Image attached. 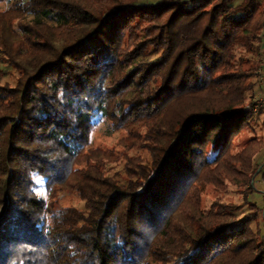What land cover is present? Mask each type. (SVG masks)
<instances>
[{
  "label": "trees",
  "instance_id": "16d2710c",
  "mask_svg": "<svg viewBox=\"0 0 264 264\" xmlns=\"http://www.w3.org/2000/svg\"><path fill=\"white\" fill-rule=\"evenodd\" d=\"M6 1L0 76L18 75L0 84V264H264L252 218L200 198L213 179L249 195L264 177L260 140L232 149L264 115L248 109L264 2ZM98 121L150 153L127 158L126 182L90 147ZM69 190L83 209L54 206Z\"/></svg>",
  "mask_w": 264,
  "mask_h": 264
},
{
  "label": "rangeland",
  "instance_id": "374dc122",
  "mask_svg": "<svg viewBox=\"0 0 264 264\" xmlns=\"http://www.w3.org/2000/svg\"><path fill=\"white\" fill-rule=\"evenodd\" d=\"M262 2H264V0H262ZM7 4L8 2L6 0H0V10L6 9ZM248 58L257 66L255 83H257V80H260L262 82L261 84H264V64L260 63L259 56L255 57L253 55H248ZM259 65L262 67L261 76L258 70ZM17 75L15 70H9L3 74L2 77L0 76V84H15ZM262 94H264V91L258 95L254 94V98ZM252 125V128L245 129L236 136L232 149L234 151L241 149L244 144H246V140L249 137L255 136L256 140L260 141L252 144L250 150L253 152L258 150L254 155V161L262 165L264 164V140H262L264 139V115L254 120ZM144 130L145 129L140 130V135L142 137H144ZM90 140V147L108 154L107 158H103V160H105L103 161L104 173L108 176H113L121 182L127 181V176L124 172L127 158L137 157L141 162L150 161V153L144 145H132V140L127 136L125 131L113 130L111 125L106 121H98L96 123L91 133ZM109 154L111 155L110 157ZM104 155L106 154L102 153L101 157H104ZM261 167L257 168L255 174L259 172ZM210 178L212 177L210 176ZM253 187L255 190H252L251 194L243 195L239 187H235V185H232L231 182L227 180L224 185L219 186L216 185L214 179L212 182H204V184L201 185L200 192L201 205L206 208L210 202H214L215 200L236 204L237 209L233 210L235 218H252V227L264 233V177H262V175L259 174L255 176ZM54 206H74L78 209H83L84 202L75 191L69 190L62 191L57 195Z\"/></svg>",
  "mask_w": 264,
  "mask_h": 264
},
{
  "label": "crops",
  "instance_id": "0c3cea01",
  "mask_svg": "<svg viewBox=\"0 0 264 264\" xmlns=\"http://www.w3.org/2000/svg\"><path fill=\"white\" fill-rule=\"evenodd\" d=\"M259 61L261 64H264V40H262V44H261V51H260V55H259ZM258 70H259V73H260V76H261V73H262V67L259 65L258 66ZM262 78V77H261ZM260 80H257V83H255L254 85V94H261L262 91H264V84H261L262 82Z\"/></svg>",
  "mask_w": 264,
  "mask_h": 264
},
{
  "label": "built area",
  "instance_id": "2783aa9c",
  "mask_svg": "<svg viewBox=\"0 0 264 264\" xmlns=\"http://www.w3.org/2000/svg\"><path fill=\"white\" fill-rule=\"evenodd\" d=\"M260 108H264V94L256 96L248 106L253 113H257Z\"/></svg>",
  "mask_w": 264,
  "mask_h": 264
}]
</instances>
